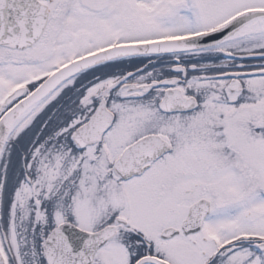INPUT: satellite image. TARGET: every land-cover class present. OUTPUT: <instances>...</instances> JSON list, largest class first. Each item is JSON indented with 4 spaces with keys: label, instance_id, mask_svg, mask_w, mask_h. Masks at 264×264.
<instances>
[{
    "label": "snow or ice",
    "instance_id": "snow-or-ice-1",
    "mask_svg": "<svg viewBox=\"0 0 264 264\" xmlns=\"http://www.w3.org/2000/svg\"><path fill=\"white\" fill-rule=\"evenodd\" d=\"M0 264H264V0H0Z\"/></svg>",
    "mask_w": 264,
    "mask_h": 264
}]
</instances>
